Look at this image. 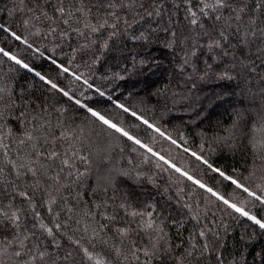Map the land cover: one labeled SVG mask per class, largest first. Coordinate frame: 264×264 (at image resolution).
I'll return each mask as SVG.
<instances>
[{"label":"trees","instance_id":"obj_1","mask_svg":"<svg viewBox=\"0 0 264 264\" xmlns=\"http://www.w3.org/2000/svg\"><path fill=\"white\" fill-rule=\"evenodd\" d=\"M0 264H264V0H0Z\"/></svg>","mask_w":264,"mask_h":264},{"label":"rangeland","instance_id":"obj_2","mask_svg":"<svg viewBox=\"0 0 264 264\" xmlns=\"http://www.w3.org/2000/svg\"><path fill=\"white\" fill-rule=\"evenodd\" d=\"M250 217V216H249ZM250 218H252V217H250ZM253 219V218H252Z\"/></svg>","mask_w":264,"mask_h":264}]
</instances>
